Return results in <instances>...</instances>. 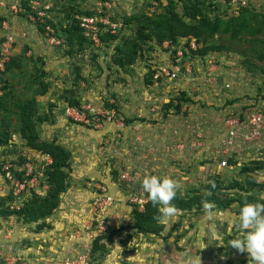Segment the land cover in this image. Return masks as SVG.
I'll use <instances>...</instances> for the list:
<instances>
[{
    "label": "rangeland",
    "instance_id": "rangeland-1",
    "mask_svg": "<svg viewBox=\"0 0 264 264\" xmlns=\"http://www.w3.org/2000/svg\"><path fill=\"white\" fill-rule=\"evenodd\" d=\"M100 1L112 0L54 4L50 22L63 39L61 45L48 44L34 25L19 28L12 21L23 22L25 15L0 12V22L8 19L16 35L8 67L0 71V138L5 140L3 132L10 135L6 144H0V160L12 164L15 173L22 171L28 157L38 172L32 185L10 203L11 211L0 212V264H65L77 258L81 262L76 264H252L247 253L238 252L230 243L242 238L236 227L241 205L264 204V139L246 142L237 138L227 154L222 151L228 116L243 115L244 124L251 111L264 110V0H243L236 7L223 0H118L99 11ZM182 4L196 6L208 18L218 17L221 26L241 10L249 11L239 35L217 33L205 43L211 47L207 57L215 61L209 78L204 57L190 54L187 39L182 37L178 50L183 52L185 47L190 75L160 77L155 85L147 84L158 66L169 63L171 54L169 40L159 44L153 35L133 64L121 68L113 63L116 49L135 33L136 24L127 22L129 18L156 20L169 16L173 7L185 24H196L198 19L183 15ZM214 5L220 8L214 10ZM98 11L110 23L120 24L115 33L104 29L98 46L65 40L68 31L64 26L70 28L78 16L97 15ZM3 33L0 25V37ZM188 44L196 48L193 41ZM182 92L191 100L179 102ZM71 98L80 104H111L119 120L73 122L64 115ZM177 103L181 110L176 113ZM21 107L29 112L37 140L69 151L68 164L59 173L22 139ZM224 157L228 165L221 167L218 163ZM253 166L258 167L250 172L243 169ZM138 169L174 179L179 197L186 199L198 195L203 200L205 185L216 180L220 186L216 196L231 203L223 207L214 200L197 207L190 202L191 207L177 209L170 222L159 220V232H140L134 227V207L128 201L139 186L129 187L121 178L122 172ZM52 175L62 179L58 180L60 191L51 185L40 190L39 183ZM141 178L140 173L137 183ZM249 178L260 186H249ZM89 181L102 183L114 197L104 218H98L92 208L94 189L86 185ZM12 188L0 178V198L12 193ZM45 195H51L45 207L54 206L37 220L28 221L12 210L30 202L37 207L32 198ZM205 203L210 209H205ZM105 228L102 248L91 253V241Z\"/></svg>",
    "mask_w": 264,
    "mask_h": 264
},
{
    "label": "trees",
    "instance_id": "trees-1",
    "mask_svg": "<svg viewBox=\"0 0 264 264\" xmlns=\"http://www.w3.org/2000/svg\"><path fill=\"white\" fill-rule=\"evenodd\" d=\"M228 0H225L227 2ZM26 0L23 1V6L27 7ZM172 7V6H171ZM219 6L214 5V10L218 9ZM220 8V7H219ZM247 9H243L240 11L238 16L230 17L228 20H226L225 25L221 26V21L218 17H215L214 19L208 18L205 15L201 14V11L194 5H184L182 4V11L183 15L188 16L191 19H198L196 24H185L174 12L173 7L170 9L169 16L167 17H160L156 20L148 18V16H134L132 18H129V20H126L127 22H135L136 24V30L132 37L123 40V44H121L117 49L116 56L113 58V63L118 65L119 67L123 68L125 65H131L135 62L138 56H142L143 54V45H146L151 39L152 35L155 36L158 40V43L160 44L162 39L169 40V44L171 47V54L170 56H173L179 46L178 38H186V44L185 47H187L190 50V54H195L194 56H197L198 58L205 57L208 52L211 50V47L207 46L205 43L207 42L208 38L213 37L215 34H226L229 33L231 37H235L239 35L240 29L244 26L245 23V16L249 15V11H246ZM248 12V14H247ZM85 15H93L90 14V12L84 13ZM51 23V22H50ZM52 24V23H51ZM53 25V24H52ZM38 29L42 32L43 28L38 25ZM65 30L68 31V34L66 33V37L70 42L76 41L79 45L83 43H86L87 40L83 36L81 29L79 28L77 24V20H73V22L70 25V28H67V26H64ZM57 31V30H56ZM58 33V32H57ZM102 35H100V40L102 41ZM188 41H193L196 43L195 49H190V46L188 44ZM78 45V46H79ZM183 47L182 49L184 50ZM186 51H184V54ZM8 66L6 65V68ZM153 73L151 74V76ZM152 78V77H151ZM149 82L147 84H151V80L148 79ZM177 100L179 102H182V100L190 101L191 99L186 97L185 94L182 92L180 98ZM68 105L70 106H79L80 102L76 99H69ZM170 105V104H169ZM168 105V106H169ZM166 105V107H168ZM175 112H179L180 109V103H177L175 106ZM29 112L26 111V107H21V120H22V135L23 140L25 143L29 145V148L33 151H42L43 153L48 154L51 157V163L48 164L49 168H52L54 173H59L62 168H65L68 164V158H69V151L65 150L61 145L59 144H52L51 142H40L37 140V137L35 136V132L32 129V122L29 117ZM129 120L126 119V122ZM5 140L3 141L0 138V144H6L7 139L10 137L9 134H4ZM28 148V149H29ZM25 160V158H22ZM27 157V161H28ZM4 160H0V167L2 166V162ZM258 166L253 167H245L243 168L247 172H250L253 169H256ZM36 168V167H35ZM24 171L17 172L15 171L14 175L18 179H22ZM37 170H34L33 175H38ZM58 180L62 181L61 178H58L56 176H48V179L45 178L43 183L39 186L41 187L43 184L47 185V189L49 188V185H51V189L54 188L56 191H60L58 186ZM52 183V184H51ZM247 183L251 187L260 186L257 182H255L252 179H248ZM53 186V187H52ZM220 189V186L218 185V182L211 181L208 184L205 185L206 192L203 194V200L201 199L202 196H191V198H181L178 195V192L176 194V197L171 201L172 204L175 205L176 209H185L188 207H191L190 202L195 204L197 207L201 205L204 202H210L214 201L220 204L223 207H227L231 202V200H219V198L216 196V191ZM51 190V195H52ZM21 193V192H20ZM51 195H45L43 199H38L36 197H33V205L37 204V207H32L31 202L25 206H18V208L15 207V209H12L15 213L18 215H22L24 219L28 221L37 220L44 214H49L50 211L53 209L54 205H49L48 207H45L47 204V201L49 200V196ZM17 196L20 195H13L11 192H9L7 195L2 196L0 198V212L7 213L11 211L10 209V203H15L14 200L17 198ZM56 195H54L55 198ZM57 198H55V203L57 201ZM228 202V203H227ZM10 208V209H9ZM158 209L156 206H154L149 200L144 205L143 210H138L134 207L133 217H134V227L144 233H153L159 232L160 227L158 228V219H154V217H158ZM108 232L103 231L102 233H99L94 236L93 240L91 241V247L90 252L93 253L96 250H99L102 248L100 246L102 240L107 237L105 233ZM89 254V252H88ZM88 263V262H87Z\"/></svg>",
    "mask_w": 264,
    "mask_h": 264
},
{
    "label": "built area",
    "instance_id": "built-area-1",
    "mask_svg": "<svg viewBox=\"0 0 264 264\" xmlns=\"http://www.w3.org/2000/svg\"><path fill=\"white\" fill-rule=\"evenodd\" d=\"M23 1L25 0H0V12L1 10H7L10 15H25L27 21L38 28V25L43 28L41 32L44 40L52 45H61L63 43V39H60L56 35V31L53 25L50 23L51 14L53 13L54 4L59 2L60 0H26L27 7L23 6ZM115 1L111 2H99V8L97 10L101 11L102 7L108 9L110 3L115 4ZM225 1V0H223ZM230 2L236 3V6H240L244 4L243 0H228L227 3ZM234 8V6L232 7ZM95 15H82L77 17V24L81 29V32L87 42L92 43L95 46H98L101 43L100 35L102 31H110L115 33V28L120 27V24L117 22L110 23L111 21L107 18V16L101 14ZM1 14V13H0ZM2 31L5 32L0 37V71L5 69L6 64L10 61L11 55L13 52V44L15 43L16 35L13 32V25L10 24L8 19H4L0 22ZM110 27V28H109ZM25 35V33H22ZM192 47L194 44L191 43ZM180 48V47H179ZM181 50H183L181 48ZM183 56V57H182ZM201 59V58H200ZM207 55L203 59V66L205 68V76L209 78L211 66L215 65ZM192 70L190 63L184 60V50L181 52L180 50H176L173 56H170L169 63L166 65H161L157 67V70L154 74V79H158L160 77H165L169 79H176L180 75H188ZM111 104L109 106L104 105V102H101L98 105L93 104L92 102L80 104L79 106H70L67 104L64 108V115L70 118L73 122H82V123H99V122H113L114 120H119L116 117L115 111L112 109ZM246 119V120H245ZM243 122L240 115H232L228 116L225 119V148L222 153L227 154L229 152V148L234 145L237 138H240L246 142L258 141L260 139H264V110H253L249 114V116H245ZM119 125H123L124 122L121 121L118 123ZM97 124L96 126H98ZM241 126H243L241 128ZM240 128V129H239ZM12 139H16V135L12 134ZM38 152V153H37ZM34 154L41 156L43 159L48 160L46 163H51L50 156L42 151H34ZM31 161H26L23 165L22 171H24L23 175L24 179H18L14 175V170L12 164L2 162V166L0 167V178H3L4 181L10 182V184L14 185L12 188L13 195H19L21 191H23L26 187H30L32 185L31 181H35L37 179L36 175H33L35 168H33ZM219 166L225 167L228 165L227 158L224 157L221 161H219ZM121 178L126 183L127 186L134 188L136 184L139 187L136 190L131 192V196H129L128 201L132 204L131 206L137 208L138 210H143L144 205L148 201L147 194L143 191L139 180L140 173L139 171H126L122 172ZM142 179V178H141ZM30 181V184H29ZM32 181V182H33ZM94 182V181H93ZM89 181L86 183L87 186L94 189V195L92 197V208L96 211V214L99 217L104 216V212L108 209L113 201L114 197L108 192L107 187L99 182ZM38 184V182H37ZM30 185V186H29ZM40 190H46L47 185L43 184L39 187ZM12 207V206H11ZM18 208V206H15ZM97 218V220H98ZM104 218V217H103ZM101 220V219H100ZM101 223H104L102 221ZM98 223V227L102 228V224ZM106 229V228H105ZM104 229V230H105ZM104 230L99 229V233H102ZM107 230V229H106ZM86 260V259H85ZM78 258L74 261L67 259L65 264H76Z\"/></svg>",
    "mask_w": 264,
    "mask_h": 264
},
{
    "label": "clouds",
    "instance_id": "clouds-1",
    "mask_svg": "<svg viewBox=\"0 0 264 264\" xmlns=\"http://www.w3.org/2000/svg\"><path fill=\"white\" fill-rule=\"evenodd\" d=\"M148 200L157 207L159 216L154 217L170 222L176 214V207L171 201L176 197L179 185L167 176L146 173L140 181ZM205 209L211 205L204 204ZM236 227L242 238L232 240L230 246L240 253H247L252 264H264V204L245 202L238 210Z\"/></svg>",
    "mask_w": 264,
    "mask_h": 264
},
{
    "label": "crops",
    "instance_id": "crops-1",
    "mask_svg": "<svg viewBox=\"0 0 264 264\" xmlns=\"http://www.w3.org/2000/svg\"><path fill=\"white\" fill-rule=\"evenodd\" d=\"M13 22H15V24L18 26L19 25V28H28V27H30V28H34V26L32 27V25L27 21V19H25V21H18V20H12ZM24 33H26V32H24ZM168 59H170V56H168ZM167 59V60H168ZM168 64V61H167V63H166V65ZM156 72V71H155ZM155 72H154V74H155ZM153 74V75H154ZM188 75H190V74H188ZM149 80H151V84L150 85H155V82L157 81L158 82V80L156 79H153V77L152 78H150ZM156 85H157V83H156ZM128 119H130L131 120V118H128ZM224 127V126H223ZM224 130L226 131V128L224 127ZM226 135V134H225ZM206 168V167H205ZM126 169V168H125ZM138 170H140V173H141V176L143 177L147 172H145V171H142L141 169H138ZM148 174H150V173H148ZM140 179V178H139ZM113 187V186H112ZM114 187H116V186H114ZM113 189H115L116 190V192H118V194L120 193V191H117V189L116 188H113ZM114 190V191H115ZM109 191H110V188H109ZM111 192V191H110ZM111 194V193H110ZM112 195V194H111ZM113 196V195H112Z\"/></svg>",
    "mask_w": 264,
    "mask_h": 264
}]
</instances>
